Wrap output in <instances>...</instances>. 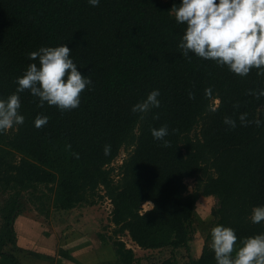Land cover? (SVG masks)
Wrapping results in <instances>:
<instances>
[{"label": "trees", "instance_id": "obj_1", "mask_svg": "<svg viewBox=\"0 0 264 264\" xmlns=\"http://www.w3.org/2000/svg\"><path fill=\"white\" fill-rule=\"evenodd\" d=\"M180 3L0 0V97L16 91L30 63L39 64L28 54L41 46L67 44L78 70L93 80L71 110L41 106L27 89L19 94L24 122L0 134V191H10L0 207V256L21 264L5 248L17 246L24 192L40 185L49 188L52 207L63 210L94 202L103 188L113 204L110 239L120 264L138 259L120 234L144 249L186 247L201 193L219 198L214 226L234 228L236 247L264 233V221L250 219L252 208L264 204V123H255L264 121V96L257 97L264 75L252 68L240 76L214 60L183 56L178 44L186 24L169 12ZM153 89L160 90V107L132 112ZM37 115H47V123L36 127ZM165 124L167 147L151 134ZM191 177L193 190L186 181ZM147 201L152 208L142 210ZM210 242L211 231L200 256L184 264H216ZM160 264L177 263L172 256Z\"/></svg>", "mask_w": 264, "mask_h": 264}, {"label": "clouds", "instance_id": "obj_2", "mask_svg": "<svg viewBox=\"0 0 264 264\" xmlns=\"http://www.w3.org/2000/svg\"><path fill=\"white\" fill-rule=\"evenodd\" d=\"M96 7L100 0H87ZM177 23L186 24L178 47L182 55L193 53L201 58L214 60L218 65H226L230 71L246 76L252 68L258 75H264V0H181L174 5ZM72 49L67 44L41 46L28 56L32 61L24 74L17 77L16 91L8 97H0V134L23 124L25 117L20 113V93L30 90L39 97L41 106L45 102L55 105L60 111L77 108L81 93L93 84L90 75H83L71 57ZM159 89L151 90L146 98L132 106V112L146 113L160 107ZM191 96V94H190ZM264 96V89L257 97ZM246 122V114L240 115ZM48 121L47 115H37L34 124L41 127ZM224 122L236 126V121L225 117ZM259 126L264 121L257 119ZM151 134L155 140L169 145L165 137L169 134L168 125L153 127ZM110 145L104 148L110 153ZM250 219L253 223L264 221V204L252 208ZM231 226L218 224L211 229L209 247L214 251L216 264H264V233H258L240 240ZM235 248V255H233Z\"/></svg>", "mask_w": 264, "mask_h": 264}, {"label": "rangeland", "instance_id": "obj_3", "mask_svg": "<svg viewBox=\"0 0 264 264\" xmlns=\"http://www.w3.org/2000/svg\"><path fill=\"white\" fill-rule=\"evenodd\" d=\"M216 102L218 103V100ZM131 149L132 147L123 149L119 158L113 162L114 166H118L122 162V156L128 154ZM115 176V178H118V174ZM186 181L189 189L193 190L196 185L195 178H187ZM30 190L25 191L23 194L22 200H24L25 208L20 217L22 221L26 222L33 219L36 225L34 228H41V230L46 232H50L48 228H89V232L98 233L102 241L108 240V242H112L110 236H112L115 229L110 220L113 204L107 199L103 188H100L95 193L94 202L78 204L75 211L72 212L52 207V201L49 199V196H52V194L48 187L40 185L36 191L32 192ZM9 195L10 191H0V207L3 206ZM40 196H43L42 199L38 198ZM144 204L146 209H150L153 206V203L150 201ZM219 204V198L214 194L205 195L201 193L199 195L193 216L189 221L193 238L186 247L173 249L169 246L161 249H144L140 248L130 238L128 233L120 234L119 237L125 241L128 247L134 249L138 258L135 264H160L163 260L172 256L177 264H184L191 258L200 256L207 235L214 226L216 210ZM83 220H85L84 225L79 222ZM1 224L2 219L0 215V226ZM101 234L105 235L106 239H102ZM18 249V246L16 248L8 246L5 248V251L7 254L19 255Z\"/></svg>", "mask_w": 264, "mask_h": 264}, {"label": "crops", "instance_id": "obj_4", "mask_svg": "<svg viewBox=\"0 0 264 264\" xmlns=\"http://www.w3.org/2000/svg\"><path fill=\"white\" fill-rule=\"evenodd\" d=\"M20 217L15 220L19 248L15 257L21 264H120L112 242L102 241L89 228H48L46 232L34 228L35 220L24 222ZM84 221L79 222L84 225ZM0 262L15 264L7 255H1Z\"/></svg>", "mask_w": 264, "mask_h": 264}, {"label": "built area", "instance_id": "obj_5", "mask_svg": "<svg viewBox=\"0 0 264 264\" xmlns=\"http://www.w3.org/2000/svg\"><path fill=\"white\" fill-rule=\"evenodd\" d=\"M118 158H119V157H118ZM122 160H123V156H122ZM107 199H109V201H111L110 198L107 197ZM111 203H112V201H111ZM142 210H146V208H145V204H143V206H142Z\"/></svg>", "mask_w": 264, "mask_h": 264}]
</instances>
